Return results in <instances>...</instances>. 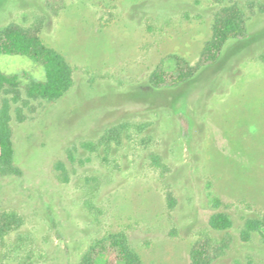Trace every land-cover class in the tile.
Wrapping results in <instances>:
<instances>
[{
	"label": "rangeland",
	"instance_id": "374dc122",
	"mask_svg": "<svg viewBox=\"0 0 264 264\" xmlns=\"http://www.w3.org/2000/svg\"><path fill=\"white\" fill-rule=\"evenodd\" d=\"M65 1L55 12L47 0H0V29L39 27L74 69L60 99L32 100L22 114L13 106L21 174H0V214L19 224L0 238V264H80L115 232L144 264H193L202 236L221 248L213 264H264V222L244 238L250 221H264V0H233L249 36L191 80L161 88L152 72L175 70L173 55L195 66L222 4ZM0 68L23 84L44 78L24 56L0 55ZM219 211L230 228L211 227Z\"/></svg>",
	"mask_w": 264,
	"mask_h": 264
},
{
	"label": "trees",
	"instance_id": "16d2710c",
	"mask_svg": "<svg viewBox=\"0 0 264 264\" xmlns=\"http://www.w3.org/2000/svg\"><path fill=\"white\" fill-rule=\"evenodd\" d=\"M222 4L215 14L212 27V37L205 44L199 62L195 66L179 55H173L175 70H166L159 65L149 78L151 86H177L191 80L204 66L218 62L230 40H243L249 36L248 20L240 6L233 0H214ZM52 11L58 12L65 7V0H47ZM40 28L25 27L11 23L0 29V55H19L27 57L44 68V78L31 79L23 84L19 75L7 74L0 68V93L3 95L0 107V174H21L15 164V145L12 130V111L15 105L17 114L32 101L44 99L55 101L63 97L74 84V69L66 57L55 48L44 42ZM189 125L192 126L191 121ZM189 126V129L191 128ZM188 129V130H189ZM190 133V132H189ZM189 135L188 133L186 136ZM113 133L108 142L112 141ZM264 221H250L244 238L250 237V232L258 231ZM19 219L8 213L0 214V238L4 239ZM233 224L231 217L223 211L216 212L210 219V225L216 230H226ZM213 240L202 236L192 246L191 260L193 264H213L217 254ZM215 248V249H214ZM112 251V256L109 255ZM107 256L106 264H144L141 254L132 246L124 232L110 233L93 244L83 255L80 264H97V257Z\"/></svg>",
	"mask_w": 264,
	"mask_h": 264
}]
</instances>
